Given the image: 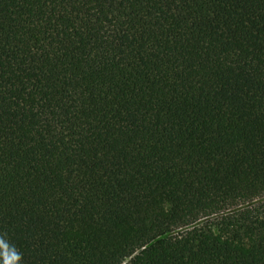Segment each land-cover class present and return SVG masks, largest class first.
Returning <instances> with one entry per match:
<instances>
[{
  "label": "trees",
  "instance_id": "16d2710c",
  "mask_svg": "<svg viewBox=\"0 0 264 264\" xmlns=\"http://www.w3.org/2000/svg\"><path fill=\"white\" fill-rule=\"evenodd\" d=\"M5 261L264 264V0H0Z\"/></svg>",
  "mask_w": 264,
  "mask_h": 264
},
{
  "label": "clouds",
  "instance_id": "9594fccd",
  "mask_svg": "<svg viewBox=\"0 0 264 264\" xmlns=\"http://www.w3.org/2000/svg\"><path fill=\"white\" fill-rule=\"evenodd\" d=\"M13 259H14V260H15V259H18V257H15V258H13ZM5 264H7V261H5Z\"/></svg>",
  "mask_w": 264,
  "mask_h": 264
},
{
  "label": "snow or ice",
  "instance_id": "6c2138e0",
  "mask_svg": "<svg viewBox=\"0 0 264 264\" xmlns=\"http://www.w3.org/2000/svg\"><path fill=\"white\" fill-rule=\"evenodd\" d=\"M13 258H15V256Z\"/></svg>",
  "mask_w": 264,
  "mask_h": 264
}]
</instances>
